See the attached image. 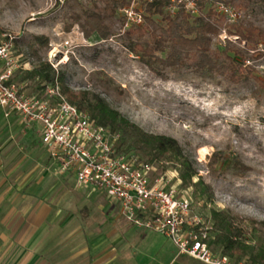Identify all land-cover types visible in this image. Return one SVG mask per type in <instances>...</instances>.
<instances>
[{
  "label": "rangeland",
  "instance_id": "obj_1",
  "mask_svg": "<svg viewBox=\"0 0 264 264\" xmlns=\"http://www.w3.org/2000/svg\"><path fill=\"white\" fill-rule=\"evenodd\" d=\"M119 6L114 15L105 0H71L62 7L54 0H0V27L5 37L14 40V54L21 61L36 64V58L51 63L65 75L67 87L75 92L88 91L98 95L122 117L150 135L170 137L177 141L182 156L196 171L192 184L182 187L178 161L173 156L152 158L142 152L129 150L153 167V177L165 175L169 185L192 201L193 208L203 219L211 211H222L238 217L247 246L242 260L264 247V43L243 42L229 36L232 25L215 11L220 0H196L198 16L219 27L212 38L210 51L226 61L232 56L235 65H242L250 74L238 82L225 76L202 77L190 66L167 69L156 76L131 50L133 44L151 43V32H158L165 23L153 18L148 32L139 38L131 29H123L124 18ZM143 10L142 0L134 4ZM99 11L112 35L100 40L95 34L86 38L82 24L85 14ZM239 23L251 24L264 32V0H249L238 10ZM35 37L48 40L39 49ZM39 49V50H38ZM38 50L37 55L33 54ZM237 51L240 56H234ZM164 57V54L157 53ZM16 82L22 75H18ZM19 83V82H18ZM23 93L33 94L30 81ZM5 117L14 115L2 111ZM18 124L29 129L20 122ZM130 139L126 138L129 147ZM88 195L89 207L116 212L115 203L95 187H82ZM171 248V247H170ZM171 264H201L188 257Z\"/></svg>",
  "mask_w": 264,
  "mask_h": 264
},
{
  "label": "built area",
  "instance_id": "obj_2",
  "mask_svg": "<svg viewBox=\"0 0 264 264\" xmlns=\"http://www.w3.org/2000/svg\"><path fill=\"white\" fill-rule=\"evenodd\" d=\"M68 1L54 0V6L60 8ZM128 1L131 5L120 11L125 30L143 24L142 11L134 8L138 0ZM166 1L170 16L181 10L198 16L196 0ZM215 11L230 24L241 19L237 9L223 3ZM13 40L8 36L0 43V109L16 114L25 126H39L40 143L58 175H71L78 187L103 192L128 224L165 237L177 255L201 264H251L216 251L211 220L195 212L192 201L169 185L170 178H154L151 164L125 153L119 133L96 124L87 112L68 103L56 82L38 93H23L13 76L26 64L14 54Z\"/></svg>",
  "mask_w": 264,
  "mask_h": 264
},
{
  "label": "crops",
  "instance_id": "obj_3",
  "mask_svg": "<svg viewBox=\"0 0 264 264\" xmlns=\"http://www.w3.org/2000/svg\"><path fill=\"white\" fill-rule=\"evenodd\" d=\"M80 189L71 175L57 174L40 143L39 126L21 127L15 114L5 117L0 109V264H171L180 259L168 239L128 224L118 208L91 209Z\"/></svg>",
  "mask_w": 264,
  "mask_h": 264
},
{
  "label": "trees",
  "instance_id": "obj_4",
  "mask_svg": "<svg viewBox=\"0 0 264 264\" xmlns=\"http://www.w3.org/2000/svg\"><path fill=\"white\" fill-rule=\"evenodd\" d=\"M126 1L128 0H105V8L111 7L109 15L113 16L119 6L127 5ZM220 1L239 10L241 7L244 8L249 0ZM142 6L143 24L128 31L129 33L136 32L137 36L142 38L148 32L149 25H153L154 17H160L165 23V27H160L158 32H151L152 41L150 44H133L131 50L134 54L139 55L142 62L156 76L162 77L169 68L188 65L204 78H210L215 74L225 76L230 82L238 83L244 78L245 72L247 75L252 72L250 68L246 71V68L242 65H235L232 56L225 55L226 61H219L214 57L210 51V44L212 38L217 36L220 30L218 26L209 20L202 16H191L183 10L177 12L174 16H170L165 10L166 0H142ZM239 21L232 25L231 31H228L229 36H235L237 40L243 42L264 43V32L251 24L239 23ZM80 26L86 38H90L95 34L100 40H107L112 35L109 27L104 23L103 15L99 11L85 14ZM3 34L4 31L0 27V36ZM34 41L40 50L48 45V40L43 37H35ZM38 50H34L33 54L37 55ZM157 53L165 56H159ZM233 55L240 56V53L234 51ZM25 62L22 61L23 64ZM19 74L22 76L18 83L15 80L19 78ZM13 81L18 85L30 81L36 87L34 93L40 92L45 85L56 82L62 96L68 103L81 111L87 112L96 124L108 128L111 132L120 134V146L125 153L132 154V152H129L131 148L134 151L144 153L150 159L173 156L178 161L181 186L189 187L193 185L192 179L197 173L192 165L183 158L181 148L176 140L143 132L117 111L111 109L96 94L88 91L75 92L70 90L66 85L65 75L54 69L51 64L37 57L36 64L31 65V69L28 71L18 70L13 76ZM126 138L130 139L129 147L126 145ZM132 155H135V153ZM200 184L196 183L193 187L196 188ZM210 220L212 222L213 248L229 257L241 259L247 250L244 242V231L240 225L242 220L228 213L215 210L211 211ZM247 262L264 264V247L251 252L248 255Z\"/></svg>",
  "mask_w": 264,
  "mask_h": 264
}]
</instances>
